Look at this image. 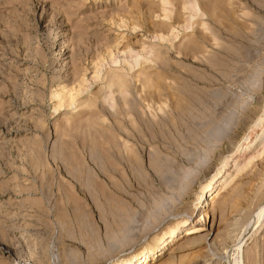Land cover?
Instances as JSON below:
<instances>
[{"label":"rangeland","instance_id":"rangeland-1","mask_svg":"<svg viewBox=\"0 0 264 264\" xmlns=\"http://www.w3.org/2000/svg\"><path fill=\"white\" fill-rule=\"evenodd\" d=\"M173 230L147 264H264V0H0V264Z\"/></svg>","mask_w":264,"mask_h":264},{"label":"bare ground","instance_id":"bare-ground-1","mask_svg":"<svg viewBox=\"0 0 264 264\" xmlns=\"http://www.w3.org/2000/svg\"><path fill=\"white\" fill-rule=\"evenodd\" d=\"M191 12L194 11V13L198 12L199 13V16L202 17V13L199 11L198 9V6L196 5V3H194V5L192 6V10H190ZM195 15V14H193ZM197 16V15H196ZM198 16V18H199ZM251 142H249L250 144ZM247 144L245 146V148H248V145ZM241 150V149H240ZM249 156V155H248ZM238 158V157H237ZM245 159V158H244ZM234 162H237L236 159H234ZM221 180L215 182L213 185L214 187H219L220 185L222 186L223 184H221L220 182ZM224 182V181H223ZM211 183V182H210ZM214 189V188H213ZM207 192L208 190H205V189H202L200 191L201 195L200 196H196L194 199H193V204L190 206V208H193L194 206L198 205L200 202H203L204 199L206 198L207 196ZM215 194V192L213 191V193L211 192V194L209 196H213ZM216 196V195H214ZM259 219V218H258ZM204 220V216L202 215V217L200 219H198V221L196 222L198 225H201V221ZM152 221V220H151ZM149 228V227H148ZM152 228V227H151ZM175 230L172 231V233L170 234V237H168V241L166 240L164 244H160L158 245L157 247H155L154 249H151V250H144V251H141L133 256H130L129 258L125 259L124 261H120V262H116L115 264H147V263H151L153 261H155L157 259L158 256L161 255V253L166 249L167 245H169L170 243L173 242V237H174V232ZM201 231V229H198L197 227L193 226L191 228H188L186 230H184V237L186 236H193V235H197L199 232ZM141 234V233H140ZM179 234V233H178ZM193 240V239H192ZM188 242V241H187ZM151 255V258H150V255Z\"/></svg>","mask_w":264,"mask_h":264}]
</instances>
